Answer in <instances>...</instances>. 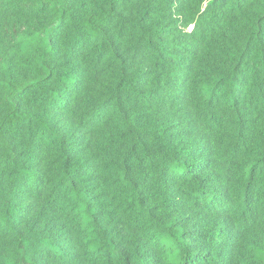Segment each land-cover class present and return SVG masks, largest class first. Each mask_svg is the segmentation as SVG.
<instances>
[{
  "label": "trees",
  "instance_id": "trees-1",
  "mask_svg": "<svg viewBox=\"0 0 264 264\" xmlns=\"http://www.w3.org/2000/svg\"><path fill=\"white\" fill-rule=\"evenodd\" d=\"M0 264H264V0H0Z\"/></svg>",
  "mask_w": 264,
  "mask_h": 264
}]
</instances>
